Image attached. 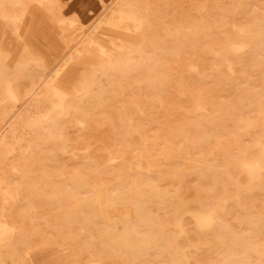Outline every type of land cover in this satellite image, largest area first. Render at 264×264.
Listing matches in <instances>:
<instances>
[{
	"label": "bare ground",
	"instance_id": "1",
	"mask_svg": "<svg viewBox=\"0 0 264 264\" xmlns=\"http://www.w3.org/2000/svg\"><path fill=\"white\" fill-rule=\"evenodd\" d=\"M66 163L69 190L47 188L62 170L14 167ZM27 176L44 188L11 186ZM24 199L57 209L32 220ZM33 221L73 262L264 264V0H0L11 263L34 264Z\"/></svg>",
	"mask_w": 264,
	"mask_h": 264
},
{
	"label": "rangeland",
	"instance_id": "2",
	"mask_svg": "<svg viewBox=\"0 0 264 264\" xmlns=\"http://www.w3.org/2000/svg\"><path fill=\"white\" fill-rule=\"evenodd\" d=\"M12 167L11 165H4L1 166V168L8 169ZM14 167H25V168H33V169H41V168H46V169H57V170H62V177H58L59 174L54 172L50 173V180L48 181L50 185L47 187L50 190H69L73 188L74 186L70 185V182L68 181V177L70 174H74L73 169L77 166L72 165V164H48V165H34V166H27V165H15ZM30 178V179H29ZM104 180L103 177L97 178V177H90L88 179V184L89 185H96L98 186H103L104 185ZM46 182L44 180H37L36 176L30 177L27 176L26 180H21V181H16V182H10L11 186H20L22 188L28 189L30 191H37L40 189L44 188V184ZM61 185H55V184H60ZM80 197H85V195H82ZM32 203V206L29 207L27 205L28 202ZM62 201V200H61ZM43 202V200H20L16 203L14 207V212H17L19 210L23 211H29L31 214L29 216H33L32 220L35 219L37 216V213L42 214L45 212L49 211H54L57 209V207L52 206V207H42L39 206V203ZM66 210H71L72 207H65ZM102 215H105V209ZM94 224L95 227L89 232L85 233L87 234L85 239L82 240V246L86 250H89L90 248V241H95L97 238L100 237L101 234L104 232V225L102 223V220L99 217L94 218ZM21 225L23 226V237L28 238V244L31 246H35V260L34 264H41L42 258L39 254V251H42V254H45V258L47 259V264H109L107 261L95 257V255L91 254L90 251L87 252H82L77 260L73 262V257L75 254V251L73 249V252L71 248L69 247H61V243H56L52 241L51 237L49 236V233L44 232L43 230V223L40 221H33V222H22ZM57 225V224H56ZM57 228V227H56ZM66 233H71L72 235L75 232V228L72 227L71 229H64ZM2 249L0 252L2 253V258L0 259V264H24L23 262H15L11 263L9 255L11 252L8 250L10 248H7V246H2ZM18 253H16L19 256H22L21 258H24V252H26L24 247L18 248ZM20 253V254H19ZM37 255V256H36ZM71 262H69V261Z\"/></svg>",
	"mask_w": 264,
	"mask_h": 264
}]
</instances>
